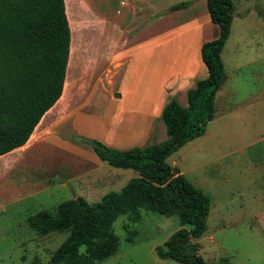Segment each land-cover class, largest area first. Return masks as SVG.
Masks as SVG:
<instances>
[{
  "label": "trees",
  "instance_id": "16d2710c",
  "mask_svg": "<svg viewBox=\"0 0 264 264\" xmlns=\"http://www.w3.org/2000/svg\"><path fill=\"white\" fill-rule=\"evenodd\" d=\"M218 38L201 47L207 77L187 92V106L172 98L161 122L166 139L146 147L117 150L96 140H83L100 161L132 170L118 192L98 203L77 197L55 212L42 210L27 219L38 236L66 233L48 264H98L116 255L119 238L113 224L126 216L138 223L141 212L175 217L181 228L156 248L162 260L179 264H211L197 255L191 241L206 231L209 199L166 160L186 143L201 137L214 117V98L224 78L220 54L230 34L235 11L232 0H205ZM189 2L170 7L186 9ZM70 52V29L64 0H0V156L26 144L43 115L60 99ZM127 230L132 243L136 231ZM33 264H40L35 261ZM216 264H229L226 259Z\"/></svg>",
  "mask_w": 264,
  "mask_h": 264
},
{
  "label": "crops",
  "instance_id": "0c3cea01",
  "mask_svg": "<svg viewBox=\"0 0 264 264\" xmlns=\"http://www.w3.org/2000/svg\"><path fill=\"white\" fill-rule=\"evenodd\" d=\"M183 2H189L186 9L167 11ZM179 3L121 0L116 9L108 3V12L100 19L92 15L94 7L90 0H64L70 52L62 95L43 115L25 145L0 156V180L12 185L11 190H2V195L6 194L3 203L29 199L51 188L73 184L71 188L77 189L81 183L89 186L97 181L92 175L80 180L75 168L68 173L63 171V156L77 159L84 152L94 163L110 167L83 140L129 150L154 144L150 142L158 136V126L164 136L165 128L163 131V123H159L164 107L172 98L182 107L187 106V92L208 75L201 47L219 35L218 27H212L205 0ZM226 42L220 54L224 78L214 98L212 121L248 108L230 103L235 91L225 88L227 75L222 54ZM75 59L77 67L81 60L94 61L97 71L95 84L88 87L84 102L75 99V86L69 85L70 67ZM99 62L103 68L98 72ZM238 67L233 68L235 72L240 70ZM101 71L107 75L96 84V75ZM257 86L260 90L251 99L254 104L250 109L264 105V85ZM110 171L120 178L106 183L107 187L121 186L120 182L126 185L137 176L129 174L127 178L123 169L111 167ZM5 183H0L1 189L6 188Z\"/></svg>",
  "mask_w": 264,
  "mask_h": 264
},
{
  "label": "rangeland",
  "instance_id": "374dc122",
  "mask_svg": "<svg viewBox=\"0 0 264 264\" xmlns=\"http://www.w3.org/2000/svg\"><path fill=\"white\" fill-rule=\"evenodd\" d=\"M182 1L165 0L168 5ZM120 2L90 0L94 7L92 15L102 19L108 12V3L111 9H116ZM232 2L235 11L222 54L227 75L225 88H234L231 105L248 108L234 116L216 117L208 123L203 136L186 143L166 162L209 199L206 231L191 241L197 255L211 264L221 259H226L229 264H264V105L249 108L254 104L251 99L255 92L260 90L257 85H264V0ZM212 27L217 30L216 26ZM94 64V61L81 60L77 67L76 59L71 63L69 85L75 86L73 93L80 102H84L89 94L88 87L95 84L97 71ZM235 66L240 70L235 72ZM102 68L103 64L99 62L98 72ZM106 75L105 72L96 75V84H100ZM159 123L162 125L160 119ZM162 128L164 131L163 125ZM156 133L158 136L150 143L166 139L160 126ZM62 161L65 173L75 168L80 180L90 175L98 180L89 186L81 183L77 189L71 188L73 184L51 188L9 205L3 203L6 194L2 195V190H11V182L0 180L6 184V188H0V264H33L35 261L48 264L67 234L38 236L29 228L27 219L42 210L55 212L60 203L77 197L93 205L108 192H118L125 185L120 182L118 187L105 186L116 182L120 176L113 174L111 167L91 161L88 152L77 159L63 156ZM123 172L127 178L129 174L136 175L132 170ZM141 214V220L135 224H130L126 216H120L114 222L113 230L119 238L118 252L98 264H179L160 259L156 248L181 228L190 230V227H180L175 217L144 211ZM125 226L137 233L132 243L127 241Z\"/></svg>",
  "mask_w": 264,
  "mask_h": 264
},
{
  "label": "bare ground",
  "instance_id": "6f19581e",
  "mask_svg": "<svg viewBox=\"0 0 264 264\" xmlns=\"http://www.w3.org/2000/svg\"><path fill=\"white\" fill-rule=\"evenodd\" d=\"M69 15V14H68ZM74 55V54H73ZM71 62V61H70ZM68 71H69V69H68ZM68 75H69V73H68ZM69 77V76H68Z\"/></svg>",
  "mask_w": 264,
  "mask_h": 264
}]
</instances>
